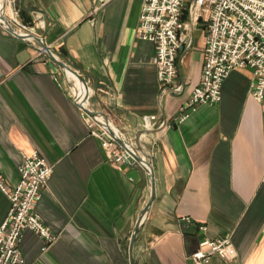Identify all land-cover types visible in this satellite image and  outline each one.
<instances>
[{"label":"crops","instance_id":"0c3cea01","mask_svg":"<svg viewBox=\"0 0 264 264\" xmlns=\"http://www.w3.org/2000/svg\"><path fill=\"white\" fill-rule=\"evenodd\" d=\"M143 3L17 0L35 34L84 76L88 105L152 164L156 195L136 238V263L193 264L199 242L229 236L237 255L205 264H264V98L251 92L253 72L234 68L220 102L198 104L179 121L206 59L207 21L187 29L190 44L165 92L155 43L138 36ZM51 63L0 23V175L13 188L24 155L34 152L54 166L36 212L56 239L43 249L46 240L26 229V264H131L151 176L138 161L110 158L65 71ZM153 114L156 126L145 128L143 116ZM10 205L0 189V225Z\"/></svg>","mask_w":264,"mask_h":264},{"label":"built area","instance_id":"2783aa9c","mask_svg":"<svg viewBox=\"0 0 264 264\" xmlns=\"http://www.w3.org/2000/svg\"><path fill=\"white\" fill-rule=\"evenodd\" d=\"M107 1L99 0L101 4ZM187 5L189 21L183 20ZM5 15L17 30L35 34L32 25L21 18L17 0H6ZM202 18L207 21L206 59L199 82L181 108L179 121L187 118L198 104L220 102L224 82L234 68H250L251 92L258 99L264 98V0H144L138 36L155 43V63L163 91L171 90L178 74L179 51L190 44L187 29ZM87 116L91 133L100 138L110 158L117 163L137 162L130 149L120 144L100 121ZM156 123V115L143 116L145 128L152 129ZM53 171L54 166L34 152L24 155L19 181L13 188L0 175V189L11 203L0 225V264H26L20 245L26 229L38 231L46 240L43 249L56 239L36 212ZM214 255L226 260L237 255L231 237L205 238L189 258L193 264H205Z\"/></svg>","mask_w":264,"mask_h":264},{"label":"water","instance_id":"95a60500","mask_svg":"<svg viewBox=\"0 0 264 264\" xmlns=\"http://www.w3.org/2000/svg\"><path fill=\"white\" fill-rule=\"evenodd\" d=\"M5 7H6V0H0V23L2 26L8 30L9 32L13 33L14 35L23 38V39H31L37 42L39 48H41L52 60V66L55 70H57V65L60 66L68 76V83L70 87L74 91V99L75 102L82 107L90 116L94 119L100 121L104 127L116 138V140L122 144L125 148L130 149L133 153L135 159L142 164L151 176V192L148 198V201L143 208L138 222L135 226V229L131 236V243H130V258L131 264H137L135 258V243L140 228L142 226L143 220L150 210V207L153 203V200L156 195V188H155V178L153 174L152 164L143 156H141L137 150H135L134 145L132 142L116 127L113 125L109 117L102 111L96 110L88 105V98H89V85L84 78V76L75 68L70 66L66 61L62 60L47 44L45 43L44 39L39 37L36 34L30 32H21L17 30L8 20L5 15ZM71 75V76H69Z\"/></svg>","mask_w":264,"mask_h":264},{"label":"trees","instance_id":"16d2710c","mask_svg":"<svg viewBox=\"0 0 264 264\" xmlns=\"http://www.w3.org/2000/svg\"><path fill=\"white\" fill-rule=\"evenodd\" d=\"M21 16H22V18H24V21L26 22V23H30L31 21L29 20V18L25 15V12H21Z\"/></svg>","mask_w":264,"mask_h":264},{"label":"bare ground","instance_id":"6f19581e","mask_svg":"<svg viewBox=\"0 0 264 264\" xmlns=\"http://www.w3.org/2000/svg\"><path fill=\"white\" fill-rule=\"evenodd\" d=\"M69 76H71V75H69Z\"/></svg>","mask_w":264,"mask_h":264}]
</instances>
